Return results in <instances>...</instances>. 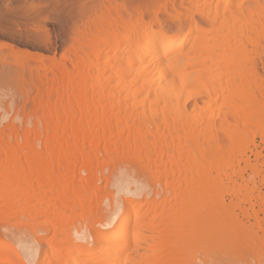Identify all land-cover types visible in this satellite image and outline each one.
<instances>
[{
	"label": "bare ground",
	"instance_id": "bare-ground-1",
	"mask_svg": "<svg viewBox=\"0 0 264 264\" xmlns=\"http://www.w3.org/2000/svg\"><path fill=\"white\" fill-rule=\"evenodd\" d=\"M184 1L193 20L176 34L164 33L159 19H99L90 37L72 42L68 65L33 74L38 94L55 89L38 98L40 116L22 145L6 138L0 150V237L6 226L30 222L8 248L13 256L38 264H234L258 242L234 240L220 176L232 162L220 157V141L233 152L251 142L247 129L264 134L256 73L264 67V0ZM44 230L52 236L39 241Z\"/></svg>",
	"mask_w": 264,
	"mask_h": 264
},
{
	"label": "rangeland",
	"instance_id": "rangeland-1",
	"mask_svg": "<svg viewBox=\"0 0 264 264\" xmlns=\"http://www.w3.org/2000/svg\"><path fill=\"white\" fill-rule=\"evenodd\" d=\"M184 2V0H0V150L6 138L10 139V143L18 140L19 145H22L21 138L27 132L26 129L32 130L40 116L41 107L36 104L38 98L44 99L49 90L55 89L47 85L45 93L38 94L39 83L33 74L44 72L47 75L49 72L50 76V72L55 73L63 68V65H68L72 42L78 44L90 37V29L97 25L99 19L113 22L118 17H135L142 25L146 18H150L153 23L159 19L163 23L166 21L163 32L173 35L177 33L181 24L193 20L192 13L185 9ZM257 51L264 62V42ZM256 71L258 76L263 78L260 80L264 92V67L263 70L257 68ZM52 98L51 101L55 100ZM77 119L78 117L75 118ZM247 132L253 133V138L242 150L232 152L225 137L220 141L222 147L220 157L224 159L229 157L232 162V168L220 170L223 182L221 186L227 187V190L222 191L223 195L221 194L225 204L222 207L230 206L234 215V227L238 230L233 236L234 240L242 236L244 240L259 239L256 244L246 246L238 256L247 262L245 264H264V223L258 226L253 217L255 215L259 219L264 217L263 208L260 206V203H264V134L255 132L252 127L247 129ZM41 141L38 148L43 146V138ZM147 157L144 154L141 159L148 168V164L153 165V162L145 163ZM1 161L2 156L0 165ZM246 162L254 167H247ZM180 166H183V162ZM126 167L124 170H129L130 166ZM42 220L54 224L48 218ZM23 223L18 228L6 226L3 229L0 240L7 247L0 250V264H5L7 256L13 259L20 258L30 264L39 263L40 258L29 261L26 255L20 253V256H13L8 250L12 247L17 248L18 239L26 237L24 233L28 232L26 230L30 222ZM40 233L39 241L49 240L52 236L51 232L45 230ZM213 235L219 234L215 231ZM213 239L215 243L223 241L220 236ZM235 245L243 246L244 243ZM256 245H259L258 251L251 252ZM51 246L52 243L47 249ZM243 261L241 263L235 261L234 264H242Z\"/></svg>",
	"mask_w": 264,
	"mask_h": 264
}]
</instances>
